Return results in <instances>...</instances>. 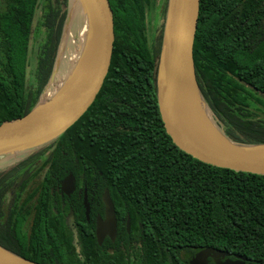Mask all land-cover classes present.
<instances>
[{
	"label": "trees",
	"instance_id": "trees-1",
	"mask_svg": "<svg viewBox=\"0 0 264 264\" xmlns=\"http://www.w3.org/2000/svg\"><path fill=\"white\" fill-rule=\"evenodd\" d=\"M74 0H0V124L25 115L52 76ZM110 68L95 100L40 148L0 156V245L27 259L62 264H182L177 253L211 246L264 264V174L219 167L180 149L167 133L156 75L163 27L150 43L157 0H109ZM44 35L31 66L32 37ZM197 81L215 122L232 141L264 143V0H200L194 41ZM31 66V67H30ZM63 60L57 75L66 71ZM84 174L109 188L142 245L109 253L61 180ZM94 220V211L91 214ZM124 231V230H123ZM124 234L126 232L124 231ZM151 236L158 237L154 246ZM179 249V250H177Z\"/></svg>",
	"mask_w": 264,
	"mask_h": 264
},
{
	"label": "water",
	"instance_id": "water-1",
	"mask_svg": "<svg viewBox=\"0 0 264 264\" xmlns=\"http://www.w3.org/2000/svg\"><path fill=\"white\" fill-rule=\"evenodd\" d=\"M73 7L77 8V12L82 13L85 9L88 12L94 34L93 53L76 77L52 95L45 96L60 66L56 59L52 76L39 102L25 115L0 124V156L33 151L59 137L88 109L105 81L115 38L110 2L74 0L69 12ZM199 9L200 0H168L156 75L157 100L164 126L180 149L199 160L237 171L264 174V143L242 144L229 139L215 122L201 94L194 62ZM207 123L212 125L214 131L208 128ZM61 187L66 193L75 189L72 173L61 181ZM102 198L105 216H98L95 227L99 245L106 236L114 239L117 230L115 207L107 189ZM84 205L88 216L90 206L86 196ZM129 225L130 217L127 222ZM227 254L224 250L203 246L197 253L190 255V262L206 264L208 257L218 259ZM241 258L246 259L245 256ZM243 260L217 261L221 264H243ZM0 264L62 263L37 262L0 245Z\"/></svg>",
	"mask_w": 264,
	"mask_h": 264
},
{
	"label": "flooded vegetation",
	"instance_id": "flooded-vegetation-1",
	"mask_svg": "<svg viewBox=\"0 0 264 264\" xmlns=\"http://www.w3.org/2000/svg\"><path fill=\"white\" fill-rule=\"evenodd\" d=\"M69 173H72V172H69ZM73 175L75 178V189L70 193H66V192L62 191V187L60 185L61 191L69 199H71V198L81 199L84 208H85L84 199H85V196L87 197V200H88L89 206H90V211H89V215L87 216L86 208H85L84 216H85V220L87 223H92L94 221V233H95L96 221H97L98 216H102V217L105 216V204L103 202L102 196H103L106 189L110 193L111 199H112L114 207H115V212H116L117 230H116V236L114 239H112L110 236H106L103 240L102 244L107 243L108 252L114 253V251H120L121 250V251H125V253H126L127 248L132 249L133 246H135L136 248L138 246H141L142 241L147 236H131L130 235L131 234V226H132L130 214L127 211L124 215H121V212L119 211V208L117 207V205H119L118 197L115 193H113V191L109 188V186L99 187L98 183H99V180H101V179L97 178V177L93 178V180H92L93 182H95L94 183L95 185L90 186V185H88V183H87L88 179L85 178L84 174H80L79 176H76L75 174H73ZM92 211H94V220H92V217H91ZM128 217H130L129 227L127 226ZM123 230L126 232V234H124ZM158 237L159 236H151L155 247H157V245H158ZM202 247H198L194 251H191V252L185 248H182L181 250L177 249V250H179L177 255L181 259L182 264H191L190 255L197 253ZM226 252H228L227 255L220 256V257H218V259L214 258V257H208L206 264H221L217 260H220L221 262H224L227 259H230L233 261L243 260L241 258V256H243V255L233 253L230 251H226ZM126 259L128 261H130L131 264H139V263L133 262V260L129 257L128 258L126 257ZM169 259H170L171 264H173V259H175L174 256L170 255ZM246 260H247V258L243 260V262H244L243 264H245Z\"/></svg>",
	"mask_w": 264,
	"mask_h": 264
},
{
	"label": "rangeland",
	"instance_id": "rangeland-1",
	"mask_svg": "<svg viewBox=\"0 0 264 264\" xmlns=\"http://www.w3.org/2000/svg\"><path fill=\"white\" fill-rule=\"evenodd\" d=\"M163 2V0H157L156 2V6L153 11V16L150 17V29H149V37H150V43L153 44L155 42L156 37L159 35V31L162 29V23H163V19H162V15L160 12V5ZM46 0H40V6L36 12V19H38V17L41 15L43 6L45 5ZM77 8H75V11H73V13L70 11L68 14V18H67V22L65 24V28H64V33H63V38H62V43L60 46V50H59V54H58V62L59 65L61 64V62L63 60L66 61V59H69V55L68 52L72 51L77 43V35L79 32V27H80V20H81V11L77 12L76 11ZM44 35V29L43 28H39L35 33H33V37L31 40L32 43V51H31V66L33 67L35 65V51L38 48V43L41 40V38ZM74 41V43H73ZM30 66V67H31ZM67 69V67H66ZM64 75L61 76V78H59V76L57 77H53L52 78V84L50 83L47 87V93L51 92L52 94L55 93L58 88L61 85L62 79H63ZM52 85V86H51ZM51 94V95H52ZM13 155V154H12ZM11 154L6 155L5 157H9L12 156Z\"/></svg>",
	"mask_w": 264,
	"mask_h": 264
},
{
	"label": "bare ground",
	"instance_id": "bare-ground-1",
	"mask_svg": "<svg viewBox=\"0 0 264 264\" xmlns=\"http://www.w3.org/2000/svg\"><path fill=\"white\" fill-rule=\"evenodd\" d=\"M73 11H75V7L71 9L72 13ZM93 49H94V34L90 27L88 12L85 9L81 15L76 46L71 52L70 51L68 52L69 59L68 60L66 59L67 70L65 71V75L62 79L60 87L66 85L82 71V69L86 66L90 56L92 55ZM56 76L58 77L59 75L56 74L55 77ZM59 78H61V76H59ZM51 94H52L51 92L48 93L46 92L45 96H50ZM207 124H208V128L211 131H214L212 125L210 123Z\"/></svg>",
	"mask_w": 264,
	"mask_h": 264
}]
</instances>
